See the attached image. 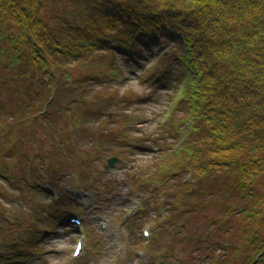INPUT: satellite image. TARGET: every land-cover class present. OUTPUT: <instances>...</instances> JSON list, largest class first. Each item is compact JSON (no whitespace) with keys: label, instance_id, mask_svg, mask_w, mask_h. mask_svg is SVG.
Instances as JSON below:
<instances>
[{"label":"rangeland","instance_id":"374dc122","mask_svg":"<svg viewBox=\"0 0 264 264\" xmlns=\"http://www.w3.org/2000/svg\"><path fill=\"white\" fill-rule=\"evenodd\" d=\"M161 50L143 46L114 58L95 51L67 63L82 77L78 91L68 86L64 99L75 100L62 112L45 103L50 93L40 94L41 81L18 73L28 55L5 49L11 57L0 63V256L7 264H238L246 255L250 264H264V252L249 241L264 232L263 212L230 218L224 207L237 199L222 195L214 205L204 200L209 207L197 214L186 203L197 205L190 183L203 176L182 158L193 119L184 112L182 81L160 80L162 65L174 63ZM113 61L121 66L119 81ZM112 156L120 161L107 171ZM73 214L81 225L68 221ZM210 217L216 221L205 225ZM9 224H19L16 234ZM78 241L84 246L75 256Z\"/></svg>","mask_w":264,"mask_h":264},{"label":"trees","instance_id":"16d2710c","mask_svg":"<svg viewBox=\"0 0 264 264\" xmlns=\"http://www.w3.org/2000/svg\"><path fill=\"white\" fill-rule=\"evenodd\" d=\"M143 46L171 52L174 63L162 65L160 80L169 85L174 77L184 85L193 130L182 158L203 176L190 183L189 197L197 203L186 200L190 211L206 210L222 195L237 199L224 207L230 218L264 213V0H0V63L11 57L5 49L28 55L18 73L32 84L41 81L40 94L50 93L45 103L62 112L75 100L64 99L68 86L78 91L82 77L67 63L95 51L133 56ZM113 64L119 81L121 66ZM28 65L33 71L26 73ZM204 200L212 201L204 207ZM9 225L16 234L19 224ZM249 241L264 252V232L255 231ZM245 261L238 264L251 263L247 255ZM0 264H7L4 257Z\"/></svg>","mask_w":264,"mask_h":264},{"label":"water","instance_id":"95a60500","mask_svg":"<svg viewBox=\"0 0 264 264\" xmlns=\"http://www.w3.org/2000/svg\"><path fill=\"white\" fill-rule=\"evenodd\" d=\"M118 161H120L117 157L113 156L108 159V165L106 166L107 171L110 167H113Z\"/></svg>","mask_w":264,"mask_h":264}]
</instances>
